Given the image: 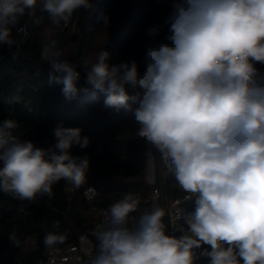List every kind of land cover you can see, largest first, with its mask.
I'll return each mask as SVG.
<instances>
[{
  "label": "clouds",
  "instance_id": "1",
  "mask_svg": "<svg viewBox=\"0 0 264 264\" xmlns=\"http://www.w3.org/2000/svg\"><path fill=\"white\" fill-rule=\"evenodd\" d=\"M40 2L57 27L92 7L90 0ZM36 7L37 0H0V45L19 49L23 41L13 28L22 32L18 23ZM172 9L164 25L147 30L154 40L163 27L168 35L147 47L143 73L135 60L109 63L106 50L83 63L61 49L41 53L66 99L99 91L106 108L133 112L137 137L159 152L186 199L195 198L188 234L176 237L166 234L163 208L137 219L131 214L140 197L125 194L96 226L98 247L86 264H196L199 257L208 264H264V73L255 67L264 64V0H173ZM97 21L107 27L109 16L101 10ZM18 93L6 103L28 108ZM19 127L13 118L0 121V192L30 204L51 198L60 180L75 188L87 182L89 157L70 151L89 146L81 128L58 124L55 143L44 149L16 135ZM17 212L25 215L27 206ZM66 237L50 231L43 242L53 248ZM10 239L18 243L14 233Z\"/></svg>",
  "mask_w": 264,
  "mask_h": 264
},
{
  "label": "trees",
  "instance_id": "2",
  "mask_svg": "<svg viewBox=\"0 0 264 264\" xmlns=\"http://www.w3.org/2000/svg\"><path fill=\"white\" fill-rule=\"evenodd\" d=\"M173 0H90V9L74 13L67 26L53 25L48 14L37 0L34 15H25L19 25H25L27 36L19 49L0 45V121L16 119L20 127L15 134L32 141L37 147L47 149L55 143L52 129L63 123L65 127H79L82 136L90 139L89 146L81 149L74 146L70 151L75 156L87 155L90 160L87 182L74 195L65 192V180L53 185V196L37 197L30 203L20 201L13 195L0 192V264H39L47 251L44 236L50 231L66 232L62 247L77 242L78 237L89 231L95 223L89 213V205L83 197L84 190L94 186L98 192L97 203L111 206L125 194H138L140 204L131 215L139 218L151 210L150 192H160L165 208L169 199L180 197L183 190L160 159V154L143 138L136 135L138 124L133 112L117 111L104 106L105 94L79 93L68 100L62 94V85L50 81V65L41 59L45 47L61 49L75 63H83L88 52L106 50L109 63L135 60L140 73L145 71V54L150 44L167 42V27L161 29L155 40L147 34L150 27L164 25L171 15ZM103 10L109 16L104 27L97 21ZM107 30L103 44L98 47L99 33ZM13 37H17L13 28ZM264 73V64L256 63ZM83 77V66L77 68ZM83 86V79L78 87ZM29 102L28 110L23 103L8 104L6 99L13 94ZM136 105H133V109ZM154 166V185L147 181V154ZM27 206L25 215H18V208ZM195 210V207L193 208ZM59 220V229H53ZM15 234L18 243L10 239ZM53 247V248H54ZM203 245L202 248H208ZM197 250L198 252L201 251Z\"/></svg>",
  "mask_w": 264,
  "mask_h": 264
},
{
  "label": "built area",
  "instance_id": "3",
  "mask_svg": "<svg viewBox=\"0 0 264 264\" xmlns=\"http://www.w3.org/2000/svg\"><path fill=\"white\" fill-rule=\"evenodd\" d=\"M17 28L23 29L22 32L15 33L22 41L27 36V28L25 25H19ZM149 183L154 185V176L152 174L148 177ZM78 188L72 184L65 182L64 190L69 195H74ZM188 193L183 191L180 197L169 199L166 202L165 208L161 202L160 192L156 188H152L150 192L149 203L151 209L153 207H161L165 210L164 222L166 224V234L180 237L188 234V226L186 224V217L189 213L194 212L195 198L186 199ZM99 196L98 190L94 186L87 187L83 192V197L89 205V213L94 217V226L87 232L81 234L77 242L71 245L62 247H54L47 251L45 259L41 260L39 264H86V262L96 254L98 241L95 237V229L98 224L105 222L108 219V209L110 206H101L97 203ZM180 216L176 220V217ZM134 217V216H133ZM175 221L172 224V221ZM198 252V251H197ZM199 253V252H198ZM196 264H208L207 257H199Z\"/></svg>",
  "mask_w": 264,
  "mask_h": 264
},
{
  "label": "rangeland",
  "instance_id": "4",
  "mask_svg": "<svg viewBox=\"0 0 264 264\" xmlns=\"http://www.w3.org/2000/svg\"><path fill=\"white\" fill-rule=\"evenodd\" d=\"M106 36H107V30L104 28L103 32L99 33V36L97 38V41H98L97 45H98V47H100L103 44ZM14 38L17 39V40H21L19 36L14 37ZM97 54H98V50H95L93 52H88L87 55H86V59L87 60H93L94 61ZM148 154H150V153H148ZM148 154H147V163H148V167H147V181L149 183L148 177L152 174V172L150 171L151 170L150 169L151 168V163H150V159L148 157Z\"/></svg>",
  "mask_w": 264,
  "mask_h": 264
},
{
  "label": "water",
  "instance_id": "5",
  "mask_svg": "<svg viewBox=\"0 0 264 264\" xmlns=\"http://www.w3.org/2000/svg\"><path fill=\"white\" fill-rule=\"evenodd\" d=\"M148 157L150 159V163H151V172H152V176H154V166H153V159H152V155L151 154H148Z\"/></svg>",
  "mask_w": 264,
  "mask_h": 264
}]
</instances>
